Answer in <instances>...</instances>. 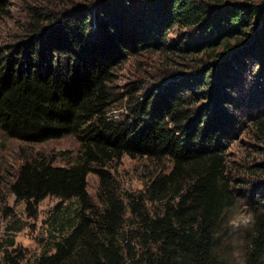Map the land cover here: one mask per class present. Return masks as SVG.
<instances>
[{
    "label": "trees",
    "instance_id": "trees-1",
    "mask_svg": "<svg viewBox=\"0 0 264 264\" xmlns=\"http://www.w3.org/2000/svg\"><path fill=\"white\" fill-rule=\"evenodd\" d=\"M146 3L131 12L72 7L0 47L4 136L30 144L71 136L80 145L74 164L26 160L6 186L30 218L47 197L59 200L56 209L77 204L73 222L52 218L51 244L32 264H230L220 234L235 203L222 157L236 111L229 83L248 60L264 75V0ZM173 29L184 35L165 42ZM157 51L187 61L189 73L143 97L124 120H112L114 69ZM123 156L166 160L171 170L120 196L109 170ZM90 173L99 178L96 203L87 190ZM4 180L0 164V206ZM254 216L242 264H263L264 210ZM6 239L0 264H24L14 238Z\"/></svg>",
    "mask_w": 264,
    "mask_h": 264
},
{
    "label": "rangeland",
    "instance_id": "rangeland-1",
    "mask_svg": "<svg viewBox=\"0 0 264 264\" xmlns=\"http://www.w3.org/2000/svg\"><path fill=\"white\" fill-rule=\"evenodd\" d=\"M0 47L16 42L30 26H47L63 12L72 7L91 8L109 6L113 10L134 11L147 5L148 0H0ZM127 2L128 7L122 8ZM137 11V10H136ZM184 31L173 29L165 42L181 38ZM239 67L238 73L230 81V93L236 101L235 119L227 125V138L222 157L225 172L231 181L235 198L234 205L227 209L222 218L220 234L222 247L227 253L230 264H242L249 245L248 229L233 231L228 225L229 218L238 211L264 210V75H259V63L248 60ZM189 73V63L182 61L173 52H156L129 57L116 66L112 73V99L107 111L115 121H122L136 111L135 103L157 91L159 87L178 81ZM164 82V83H163ZM0 164L4 174V198L8 208L0 211V245L6 238L13 237L15 247L26 256L24 264H32L51 244L50 222L52 218L67 219L73 222L77 204L70 201L56 209L59 200L47 197L42 200L34 217H28L25 203L16 202L13 195L6 191L18 167L26 160L44 157L55 166L75 163L79 142L74 137L41 144H30L8 139L0 131ZM171 165L165 160L155 162L146 158L123 156L109 170L116 191L120 196L138 193L143 190L149 179L167 174ZM88 193L96 203L99 178L90 173L87 177ZM3 204V205H4ZM2 205V206H3ZM0 206V207H2ZM20 226L18 232L6 233V227ZM8 234V235H7ZM53 251H51L52 253ZM264 264V258H263Z\"/></svg>",
    "mask_w": 264,
    "mask_h": 264
},
{
    "label": "clouds",
    "instance_id": "clouds-1",
    "mask_svg": "<svg viewBox=\"0 0 264 264\" xmlns=\"http://www.w3.org/2000/svg\"><path fill=\"white\" fill-rule=\"evenodd\" d=\"M256 218L251 211H238L228 220V225L233 231L248 229L254 226Z\"/></svg>",
    "mask_w": 264,
    "mask_h": 264
}]
</instances>
